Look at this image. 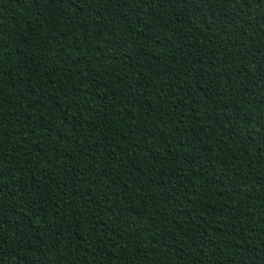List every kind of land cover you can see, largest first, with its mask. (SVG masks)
Returning <instances> with one entry per match:
<instances>
[{"label":"trees","instance_id":"16d2710c","mask_svg":"<svg viewBox=\"0 0 264 264\" xmlns=\"http://www.w3.org/2000/svg\"><path fill=\"white\" fill-rule=\"evenodd\" d=\"M0 264H264V0H0Z\"/></svg>","mask_w":264,"mask_h":264}]
</instances>
